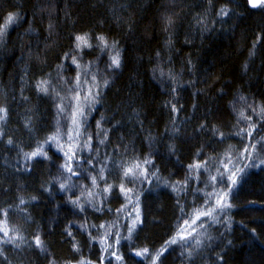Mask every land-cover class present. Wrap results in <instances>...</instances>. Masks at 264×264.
<instances>
[{"label": "trees", "instance_id": "trees-1", "mask_svg": "<svg viewBox=\"0 0 264 264\" xmlns=\"http://www.w3.org/2000/svg\"><path fill=\"white\" fill-rule=\"evenodd\" d=\"M9 15L15 19L0 36V264H113L99 262V242L107 237L113 248L116 232L118 264H152L135 254L143 249L163 253L156 264H264V163L241 176L226 196L231 206L206 224L194 254L170 243L203 206L202 175L264 138V7L0 0V25ZM77 36L87 44L78 47ZM91 85L94 95L79 94ZM84 95L89 150L63 174V159L46 145L65 134L75 98ZM38 151L42 157L25 155ZM134 164L154 180L128 235L119 182ZM102 171L110 194L80 204L71 186L88 188Z\"/></svg>", "mask_w": 264, "mask_h": 264}, {"label": "rangeland", "instance_id": "rangeland-1", "mask_svg": "<svg viewBox=\"0 0 264 264\" xmlns=\"http://www.w3.org/2000/svg\"><path fill=\"white\" fill-rule=\"evenodd\" d=\"M95 89L96 88L93 85L86 86L85 89H82L83 91L79 92V94L82 92H88V97L89 95L91 96L95 94ZM85 96L86 95L82 96V98H75V104H73L72 107L74 109L71 113L68 114L70 115V125L66 129L65 134L60 133L55 137V140H50L46 145V148H52L53 151L61 156V159H63V174L64 171L67 174L73 173L72 168L74 163L78 161V158L81 157L84 152H87L89 150V138L84 134V130H82L81 127L83 121L82 119L84 117V110L82 109L85 107V102H87ZM256 141L257 142L255 143V145L250 148L247 156H244V153L237 154V156L235 157L229 156L227 158L228 160L224 161L221 164L222 167L215 170L214 173L210 175V177L207 176V174L202 175L206 178V181H204L203 185H201L202 191L200 194L203 198V206L199 209V211L191 215V217L188 219V222L185 223L184 228L179 232L175 240L176 242L173 244L174 247H176V249L179 251V253L185 252L186 254H191L194 252L195 247H198V244H203L205 231L204 228H206V224H210V222L219 220L223 215L222 213L227 208L223 207V204L225 202L228 204V197L226 196L232 193L233 189L238 185L241 176L245 174V171H247L250 167H255L253 163L262 165L261 159L264 158V138ZM39 156L42 157L43 155H37L35 156V158H38ZM258 160L261 164L258 163ZM249 161L250 163H248ZM123 169L124 173H122V177L119 182V193L122 198L123 205L118 214H120V216L123 218L122 223L127 222V234L131 235L140 225L141 211L139 201L142 196V192L151 185L154 177H152L151 174L149 176V172L142 164L126 165ZM129 169H132V173L126 176L125 173ZM199 171L200 169H196L194 171L193 177L195 182H199ZM104 176L105 174L102 171L100 172L99 181L91 178L88 188L81 186L78 188H73L71 186V189L77 190V200L80 204L87 199L89 200L90 198H94L98 202H103L101 200V196H105V198L108 197L112 188L111 186H108L109 184H107V182H105ZM75 177L77 178L78 175H76ZM82 177L83 175L78 178V183H80ZM62 181L64 180L62 179ZM102 181L104 182L102 183ZM63 185H67V182L65 181ZM75 187H77L76 184ZM99 188L102 189L100 190V192ZM100 193L102 194L101 196ZM100 205L101 203L99 204V207L101 208L102 206ZM213 205L214 209L215 207H217V212L215 211V214L209 208ZM96 209L99 210V208ZM202 213L211 214L203 215ZM197 217L199 218L197 219ZM134 222L135 227H133ZM121 228L122 227L119 223L118 230L120 231ZM115 235V239L113 240V248L109 247L111 243H109L107 237L101 238L99 242L101 248V257L99 262L105 263L106 261L110 262L111 260L113 264H118L119 259L115 257L118 256V248L120 245L119 242H121L120 240L122 236L119 232H116ZM140 257L144 258V256ZM83 262L84 264H89L85 261ZM149 262L150 261H148L147 264H151ZM78 264L81 263L79 262Z\"/></svg>", "mask_w": 264, "mask_h": 264}, {"label": "snow or ice", "instance_id": "snow-or-ice-1", "mask_svg": "<svg viewBox=\"0 0 264 264\" xmlns=\"http://www.w3.org/2000/svg\"><path fill=\"white\" fill-rule=\"evenodd\" d=\"M248 3L251 5V7L256 8V7H264V0H248ZM222 14L226 15L227 12L224 9H221ZM15 19L14 15H9L7 20L5 21V23L3 25H0V36H2L7 28V26L12 23ZM168 23H171L170 18L168 19ZM103 37H100V40L103 41ZM76 40L79 42L78 43V47L80 46V43L83 44H87V39L85 36H77ZM75 62V61H73ZM112 64L116 67L120 66V59H119V54L115 55L112 57ZM46 83V82H42ZM42 90L46 91V89L42 88ZM0 112H4L3 109H0ZM0 119H3L2 116H0ZM50 140H55V136L51 137ZM9 143H11V141H9ZM43 154L42 152H32L30 154H25L26 156H28L29 159H31L32 157H35L37 155ZM261 163H264V160L261 161ZM132 173V169H129L125 175L128 176L129 174ZM61 187H63V185H61ZM219 203V202H218ZM231 205L227 204L226 202L223 204V207H230ZM203 215H210L211 213H202ZM199 217H197L198 219ZM133 227H135V222L133 223ZM6 236L8 235L7 231H5L4 233ZM183 238V237H182ZM175 239H173L172 241H170V243H175ZM35 244L37 247H41L42 248V241L40 240L39 237L36 238L35 240ZM114 254V253H113ZM137 256H144V255H148L150 259H152V264H156V261L159 260L160 255H162L163 253H157L155 254L154 257L151 256V254L149 253L148 249H143L142 251H137L135 253ZM117 259H120V257H117ZM81 264H84L83 261H81Z\"/></svg>", "mask_w": 264, "mask_h": 264}]
</instances>
